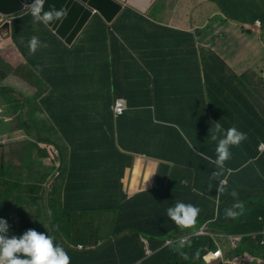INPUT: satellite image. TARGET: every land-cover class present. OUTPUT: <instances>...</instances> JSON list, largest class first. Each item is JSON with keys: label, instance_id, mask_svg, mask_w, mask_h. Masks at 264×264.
I'll list each match as a JSON object with an SVG mask.
<instances>
[{"label": "crops", "instance_id": "crops-1", "mask_svg": "<svg viewBox=\"0 0 264 264\" xmlns=\"http://www.w3.org/2000/svg\"><path fill=\"white\" fill-rule=\"evenodd\" d=\"M24 16L31 22L19 21ZM98 17L69 46L34 9L0 15V253L14 257L18 234L24 237L29 228L23 242L40 243L52 234L65 240L49 264H222L201 259L200 249L188 254L210 238L215 249L207 252L219 247L227 259L240 258L232 255L229 236L252 253L236 260L264 263V0H155L146 13L127 7L112 24ZM257 19L261 25L254 30ZM37 69L48 85L38 84ZM89 75L90 82L81 79ZM73 77L81 79L88 103L101 110L96 118L74 120L80 129L93 125L86 135L96 149H105L100 141L109 144L105 133L117 140L119 129V117L103 110L112 109L116 97L131 110L122 122L120 153L101 152L108 162L81 155L79 144H67L65 128L37 110L41 88L49 93L51 85L66 87ZM154 134L150 147L140 145ZM201 164L204 171L212 164L233 176L208 187L196 173ZM59 169L82 175L69 183V203L63 174L50 201L44 196ZM242 169L244 180L236 174ZM105 171H125L128 197L99 200L105 203L82 212L76 207L82 192L75 188L87 186V173L101 182ZM201 191L207 196L200 198ZM47 212L56 213L55 221ZM203 228L207 234L201 235ZM81 236L101 238L102 249L77 248ZM137 238L152 254L136 250ZM119 240L124 255L116 259ZM99 249L113 262L96 261ZM138 251L140 257L128 255Z\"/></svg>", "mask_w": 264, "mask_h": 264}, {"label": "trees", "instance_id": "trees-1", "mask_svg": "<svg viewBox=\"0 0 264 264\" xmlns=\"http://www.w3.org/2000/svg\"><path fill=\"white\" fill-rule=\"evenodd\" d=\"M29 18V17H28ZM28 18L26 16L20 18L19 21H23V23H27V22H31L28 21ZM99 19H101L100 17H98ZM18 21V22H19ZM17 22V23H18ZM17 23L16 25H13V36L15 35L14 39L17 38L16 34H17ZM21 24V23H20ZM24 53L25 56L26 55V51H21ZM39 71V74H37V82L39 85H48V82L46 80V78L44 77V75L41 73V69H37ZM81 79L90 82L92 79V76H86V77H82ZM81 79L79 80V78L73 77L71 79V84L67 85L66 87H62V86H56L55 85H51V92H47L45 90H41L36 94V99L37 100H41V104L42 106L37 109V110H41L42 113H44L46 115V117H48L50 120H52L53 122H57V124L60 127H63L65 129H63L62 131L65 132V139L67 144H79L77 151H79V153L82 155L84 153H89V156L95 157V158H102L104 156L106 162H108V158L103 152L105 149H115L117 154L120 153V146H124V138H123V132H122V122L124 120V118L128 115V113L131 111L130 109H128L122 116H119V118L117 119V140L115 138V135H107L105 133V139H107L109 137V144L106 145L104 142L100 141V145L104 146V148L101 149H96L95 145H91V137H88L86 135V133H88L87 131L93 126L90 124H86L84 126V129H80L78 126L75 125V119L77 118H96V116H98L100 114L99 109H96L94 107H92L91 103H88V96L83 94L81 92V88L79 87V82L81 81ZM82 84V82H81ZM70 86V87H69ZM48 95V96H47ZM47 96V97H46ZM118 99V97H116V100ZM116 100L114 102V105L116 103ZM43 105L45 108H43ZM114 107V106H113ZM105 112H107V116L111 117L115 116L114 114V110L113 108H108L107 111L103 110ZM39 116V115H38ZM37 129H40L42 127L39 126H35ZM86 136V137H84ZM89 138V141L87 140ZM154 139H155V134L152 136V138L150 139L149 137H145L143 139H141L139 141L140 145L143 146H147L150 147L153 143H154ZM41 140L42 142H46L48 143L49 141L45 139V137L42 135L41 136ZM139 147V146H138ZM96 149V150H95ZM93 153V154H92ZM103 154V155H101ZM114 158H116V160H122V156L119 155H115ZM218 167V166H217ZM217 167H213V165H208L206 167L207 171H204L205 166L203 164H201L199 167H197L199 169L198 172H196L200 178L199 180H204L202 178H206L207 181L204 180V182L207 184L208 187H212L213 188H218V186L221 185V178L222 176L226 175L227 177L231 178V176H233V174H228L227 172H222L220 170H218ZM127 168V163L124 162V169ZM63 174V172H62ZM71 174H73L72 177L68 176V173H64L63 176L60 178H64L65 182H66V186L63 188V191L66 193L65 195V201L66 203H69L72 200V193H74V190L71 188L70 189V185L69 183H73L74 181H76V178L82 177L81 174H78L77 172H71ZM237 176H239L241 179H245V173H244V169H242L241 172L236 173ZM125 175V171L122 173L119 172H108L105 171L102 174L103 180H100L101 182H99V180H95V181H91L94 179L95 175H92L91 173H87L84 175V177L90 181V182H85V185H87L86 187H74L75 189H77L78 191H81V201L80 203L76 206L79 207L81 209H83L82 212H89L91 213L89 210L92 207H97L100 204H104L105 202H98L99 200H108V199H114L118 198L120 199H126L128 196L124 191V187H123V183H122V179ZM63 179V180H64ZM223 188V187H222ZM205 190V189H202ZM214 193V197L217 196V193L215 190H213ZM158 195V193H157ZM200 198H204L205 196H207L206 192L201 191L200 193L197 194ZM53 197V196H51ZM120 197V198H119ZM173 198V195H171L168 198H164L162 196H158L159 200H164V199H171ZM155 199V198H154ZM196 206V205H194ZM199 208V207H198ZM198 208L196 209V213L198 211ZM47 214L50 216V220L53 219V221H55L56 218V213L50 214L47 212ZM1 224V223H0ZM53 227L55 228V226L58 225L55 224V222H53ZM2 233V230L0 228V234ZM152 236H150L149 238H151ZM206 244L201 247L196 243V247L194 249V252L192 251V248H189L192 252H190L188 255H196L195 252L200 249L201 253L199 254V256L201 257V259H203V256L205 255V253L207 252L208 249H215L214 246V242L213 240H211L210 238H205L204 239ZM119 247L121 249L120 253L116 254V259L122 258L124 253L122 252L123 249V241L119 240ZM140 241L141 238H137L136 240V244L138 245L136 247V250H140L143 249L146 244L143 243V246H140ZM26 244V246H21V243H17V241L13 244L12 248H13V255H14V259L18 261L19 264H49L47 262V257L45 256V250L48 246H50L51 244L53 245V251L52 254L53 256L55 254H57L56 252V248L59 246H64L66 247V243L65 240L63 238H54V235L52 234V236H49L47 238H43L41 240L40 243H28V242H24ZM103 245V244H102ZM99 246L100 248L102 247ZM182 243L177 244V246H181ZM188 244H184L183 247L185 250H188ZM62 248V247H61ZM102 249V248H101ZM97 251V258L101 263H108V262H113L111 260H107L106 258H104V255H100V250ZM55 251V252H54ZM248 252L252 255V253L250 252V248L246 245L244 246H240L238 249H236L232 255L233 256H244V254ZM257 253V251H256ZM129 256H137L140 257L142 255V253L140 251L136 252V253H131L128 254ZM185 255H186V251H185ZM175 259V258H173ZM177 259V258H176ZM191 259V258H190ZM178 260V259H177ZM192 260V259H191ZM110 264V263H109Z\"/></svg>", "mask_w": 264, "mask_h": 264}, {"label": "water", "instance_id": "water-1", "mask_svg": "<svg viewBox=\"0 0 264 264\" xmlns=\"http://www.w3.org/2000/svg\"><path fill=\"white\" fill-rule=\"evenodd\" d=\"M154 3L155 0H0V15L34 9L71 46L97 15L112 24L127 7L146 13Z\"/></svg>", "mask_w": 264, "mask_h": 264}, {"label": "clouds", "instance_id": "clouds-1", "mask_svg": "<svg viewBox=\"0 0 264 264\" xmlns=\"http://www.w3.org/2000/svg\"><path fill=\"white\" fill-rule=\"evenodd\" d=\"M25 11H26V10H25ZM23 12H24V11H23ZM20 13H22V12H20ZM18 14H19V13H18ZM15 15H16V14H15ZM1 16H8V15H1ZM10 16H13V15H10ZM257 20H260V19H257ZM257 20H255V22H254V24H253V26H254L253 29H254V30L257 29L256 27H258V26L261 25V20H260V24H257V23H256ZM119 99H124V98H118L117 100H119ZM117 100H116V102H117ZM124 100L126 101V99H124ZM126 104H127V109H126V111H127V110H128V103H127V101H126ZM115 105H116V103H115ZM115 105H114V107H115ZM114 107H113V110H114ZM0 110H2V112L0 113V117H2V115L4 114V109L0 108ZM126 111H125V112H126ZM125 112H124V113H125ZM114 114H115V111H114ZM122 115H123V114H122ZM122 115H119V116H122ZM115 116H116L117 118L119 117V116H117L116 114H115ZM260 150H261V151H264V144H261V145H260ZM61 175H62V169H59L57 172L54 173V175H51V176L48 178V182L45 184V194H44V196H45V198L47 199V201H50L51 196L54 194V191H55V188H54V187H55L56 179H57L59 176L61 177ZM225 184H226V182L224 181V182H222L221 185H225ZM200 234H201V235L207 234V230H206V228H205V229L203 228V229L201 230ZM176 238H177V237H175L174 240H175ZM228 241H229L230 247H231L232 249H237V248H239V246H240V241H239L238 238L233 237V236H229V237H228ZM233 241H234L235 243H232ZM167 242H168L169 244H172V243H173V239L168 238ZM145 244H146L145 248H146L147 254H152V250L150 249L148 243L145 242ZM261 244H264V241L261 242ZM90 245H91V244H89L88 246H86L85 244L80 243V244H78L76 247L79 248V249H81V250H91V249L94 248V246H90ZM101 245H102V243L99 242V243L96 244L95 246H96V247H99V246H101ZM48 249H50V250H48ZM52 249H53V245L51 244V245L48 246V247L46 248V250H45V256L47 257V260H48L49 257H50V254H51V252H52ZM97 249H98V248H97ZM216 252H220V254H219L218 256H215V253H216ZM0 254H6V255L10 256V258H11L16 264H19L18 261L14 259V257L12 256V254H11L9 251H8V252H1ZM203 259H205L208 263H213V262H216L217 260H221V261H222V264H264V263H250L249 261H245V260H247V259H245V258H243V257H240V258H234V259H227L226 256H225L224 253H223V250H222L221 248H219V247H217L216 250H213V251H209V252H207V253L203 256ZM236 259H245V260H236Z\"/></svg>", "mask_w": 264, "mask_h": 264}, {"label": "built area", "instance_id": "built-area-1", "mask_svg": "<svg viewBox=\"0 0 264 264\" xmlns=\"http://www.w3.org/2000/svg\"><path fill=\"white\" fill-rule=\"evenodd\" d=\"M257 24H260V20L256 21ZM127 109V104L126 101L124 99H119L116 102V105L114 107V111L115 114L117 116L124 114V112ZM2 112V110H0V113ZM232 243H235L234 241ZM50 250V249H48ZM220 254V252H216L215 256H218ZM0 264H16L11 258L10 256L6 255V254H0Z\"/></svg>", "mask_w": 264, "mask_h": 264}, {"label": "rangeland", "instance_id": "rangeland-1", "mask_svg": "<svg viewBox=\"0 0 264 264\" xmlns=\"http://www.w3.org/2000/svg\"><path fill=\"white\" fill-rule=\"evenodd\" d=\"M30 224V223H29ZM32 224V223H31ZM26 228V227H25ZM3 232V231H2ZM25 236L24 237H20L19 234H18V238H17V243H21V246H26V244L23 242V240L26 239V236H28L30 234V229L27 228V229H24L23 230V233ZM20 237V238H19ZM150 237V236H149ZM23 239V240H22ZM100 239L99 237H95V238H90V237H87V236H81V237H78V238H75V242L77 243H83L85 244L86 246H88L89 244H98L100 242ZM113 239V238H112ZM112 239L108 240L111 243H113ZM105 245H107V242L105 243ZM97 248H100V247H97ZM25 264V263H24Z\"/></svg>", "mask_w": 264, "mask_h": 264}]
</instances>
